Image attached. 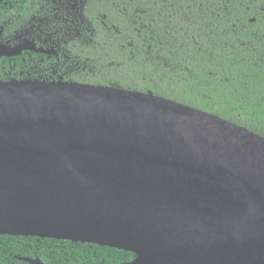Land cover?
<instances>
[{
	"label": "water",
	"instance_id": "1",
	"mask_svg": "<svg viewBox=\"0 0 264 264\" xmlns=\"http://www.w3.org/2000/svg\"><path fill=\"white\" fill-rule=\"evenodd\" d=\"M0 235L264 264V137L152 93L0 81Z\"/></svg>",
	"mask_w": 264,
	"mask_h": 264
},
{
	"label": "trees",
	"instance_id": "2",
	"mask_svg": "<svg viewBox=\"0 0 264 264\" xmlns=\"http://www.w3.org/2000/svg\"><path fill=\"white\" fill-rule=\"evenodd\" d=\"M108 1L113 40L83 48L89 69L74 80L152 93L264 137V0ZM136 257L93 243L0 235V264H124Z\"/></svg>",
	"mask_w": 264,
	"mask_h": 264
},
{
	"label": "flooded vegetation",
	"instance_id": "3",
	"mask_svg": "<svg viewBox=\"0 0 264 264\" xmlns=\"http://www.w3.org/2000/svg\"><path fill=\"white\" fill-rule=\"evenodd\" d=\"M112 6L108 0H0V47L13 53L0 57V81L92 85L74 76L89 69L83 48L113 40Z\"/></svg>",
	"mask_w": 264,
	"mask_h": 264
}]
</instances>
